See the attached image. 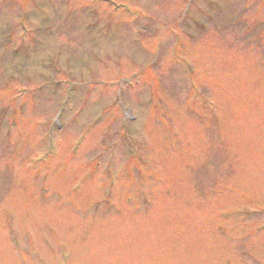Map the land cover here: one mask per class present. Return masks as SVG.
<instances>
[{"label": "rangeland", "instance_id": "374dc122", "mask_svg": "<svg viewBox=\"0 0 264 264\" xmlns=\"http://www.w3.org/2000/svg\"><path fill=\"white\" fill-rule=\"evenodd\" d=\"M263 227L264 0H0V264H264Z\"/></svg>", "mask_w": 264, "mask_h": 264}]
</instances>
